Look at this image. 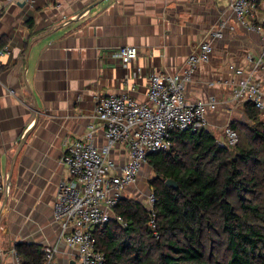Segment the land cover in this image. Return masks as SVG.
<instances>
[{
    "label": "crops",
    "instance_id": "crops-1",
    "mask_svg": "<svg viewBox=\"0 0 264 264\" xmlns=\"http://www.w3.org/2000/svg\"><path fill=\"white\" fill-rule=\"evenodd\" d=\"M262 13L264 0H257L256 14ZM221 21L222 38L208 37L210 59L196 67L185 85L186 100H217L204 128L215 138L223 136L229 123L250 121L247 109L252 106L232 100L225 81L233 77L230 65L247 70L246 55H259L263 47L261 35L234 17L229 0H32L2 5L0 48L6 51L0 55V207L4 203L5 208L0 264H19L14 246L20 242L56 246L53 264H78L76 251L60 239L61 227L52 212L59 184L67 177L61 162L66 143L81 139L91 123L94 145H104L103 128L94 116L95 98L126 94L145 102L149 74L180 73L189 54ZM122 46L137 48L132 63L123 65L113 56ZM257 77L264 90V70ZM109 155L121 164L126 149L114 145ZM133 192L131 185L125 195L135 199Z\"/></svg>",
    "mask_w": 264,
    "mask_h": 264
},
{
    "label": "trees",
    "instance_id": "trees-1",
    "mask_svg": "<svg viewBox=\"0 0 264 264\" xmlns=\"http://www.w3.org/2000/svg\"><path fill=\"white\" fill-rule=\"evenodd\" d=\"M247 113L254 124L241 138L246 124H228L233 146H218L205 129L171 132L170 147L147 159L158 237L145 205L121 198L113 211L123 223L94 231L105 264H264V127L256 110ZM14 251L19 264L44 263L42 246L20 242Z\"/></svg>",
    "mask_w": 264,
    "mask_h": 264
},
{
    "label": "built area",
    "instance_id": "built-area-1",
    "mask_svg": "<svg viewBox=\"0 0 264 264\" xmlns=\"http://www.w3.org/2000/svg\"><path fill=\"white\" fill-rule=\"evenodd\" d=\"M21 1L32 2L0 0V15L3 4ZM256 3L257 0H229L234 17L248 31L261 35L263 47L259 55H246L247 70L230 65L233 77L225 82L231 89L232 100L249 103L264 127V90L257 77L264 70V13L256 14ZM224 26L225 22L221 21L219 29L207 33V38L189 54L180 73L152 71L148 76L145 102H138L126 94L97 96L94 116L103 128L104 145H94L95 127L91 123L86 126L81 139L66 143L61 162L66 167L67 177L59 184L52 212L54 221L61 227L60 239L76 251L78 264H105V255L97 248L94 231L113 218L123 223L121 217L115 216L114 207L126 197L127 187L137 182L148 157L170 147L171 132L198 131L206 127V115L216 109L217 100L212 97L186 100L185 85L196 67L209 61L213 49L209 38H222ZM4 51L6 48H0V55ZM137 54V48L133 46H122L113 51V56L123 65L132 63ZM10 92L14 93L13 90ZM237 141V134L229 125L224 127L223 136L216 138V144L221 147L233 146ZM114 145L126 149L121 164L110 158ZM3 187L0 171V192ZM154 204L155 197L151 192L144 205L150 213L149 228L158 237ZM43 252V264H53L56 246L47 245Z\"/></svg>",
    "mask_w": 264,
    "mask_h": 264
},
{
    "label": "rangeland",
    "instance_id": "rangeland-1",
    "mask_svg": "<svg viewBox=\"0 0 264 264\" xmlns=\"http://www.w3.org/2000/svg\"><path fill=\"white\" fill-rule=\"evenodd\" d=\"M248 115V113H247ZM247 121V122H245ZM244 126L239 125L238 126V132H239V138H241V133H243V131L247 130L245 129L247 126H253V124L251 122H249L248 120H245ZM257 122V120H255ZM239 122V121H236ZM242 123V122H240ZM230 124V123H229ZM245 129V130H244ZM222 132V131H220ZM221 134L219 136H216V138H220ZM154 177V172L152 170V168L149 166V164H145L144 168L141 170L137 182L132 185V190L134 191L133 193H135V199L141 203H145L147 196L152 192L151 188L149 187L151 180Z\"/></svg>",
    "mask_w": 264,
    "mask_h": 264
},
{
    "label": "water",
    "instance_id": "water-1",
    "mask_svg": "<svg viewBox=\"0 0 264 264\" xmlns=\"http://www.w3.org/2000/svg\"><path fill=\"white\" fill-rule=\"evenodd\" d=\"M28 51H29V50H28ZM28 51H27V54H26V58H27V56H28ZM164 183H165V185H166L167 187L174 188V189L177 188L176 183H175L174 181L170 180V179L165 180ZM4 208H5V204L3 203V204L1 205V207H0V217H1V215L3 214V212H4Z\"/></svg>",
    "mask_w": 264,
    "mask_h": 264
}]
</instances>
